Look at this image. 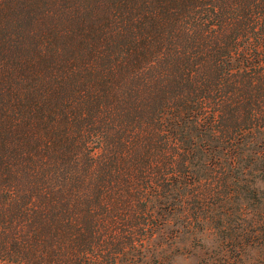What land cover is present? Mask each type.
<instances>
[{"label":"trees","instance_id":"trees-1","mask_svg":"<svg viewBox=\"0 0 264 264\" xmlns=\"http://www.w3.org/2000/svg\"><path fill=\"white\" fill-rule=\"evenodd\" d=\"M196 231L264 248V0H0V263Z\"/></svg>","mask_w":264,"mask_h":264},{"label":"rangeland","instance_id":"rangeland-1","mask_svg":"<svg viewBox=\"0 0 264 264\" xmlns=\"http://www.w3.org/2000/svg\"><path fill=\"white\" fill-rule=\"evenodd\" d=\"M183 241L180 243L179 239L172 247H164L162 249V264H203L202 260H208L211 264H222L215 259L220 258V246L218 241L214 239L212 232H194L184 234ZM177 250H176V248ZM179 253V254H177ZM222 253L232 256L235 253L222 249ZM235 264H264V248L259 247L248 251L243 258H236L229 260ZM158 260L156 261V263ZM2 264V263H0ZM209 264V263H208Z\"/></svg>","mask_w":264,"mask_h":264}]
</instances>
